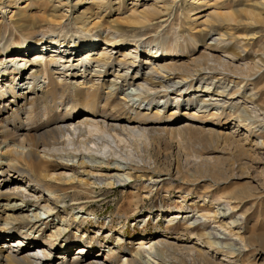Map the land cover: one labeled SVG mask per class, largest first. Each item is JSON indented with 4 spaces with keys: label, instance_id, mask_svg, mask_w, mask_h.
I'll return each instance as SVG.
<instances>
[{
    "label": "bare ground",
    "instance_id": "bare-ground-1",
    "mask_svg": "<svg viewBox=\"0 0 264 264\" xmlns=\"http://www.w3.org/2000/svg\"><path fill=\"white\" fill-rule=\"evenodd\" d=\"M129 1L126 15L104 22V18L112 11H119L113 9L115 0H0V15L5 18L2 19L4 24L0 25V103L3 99H7L5 103L9 107L13 103L11 108H5L6 111H10L8 116L0 112V179L6 182L7 176H10L13 182L6 191L2 192L0 189V264H117V254L113 253L112 249L104 250L102 246L92 248V242L98 239H88L89 237L82 235L78 241L80 247L74 250L73 248L78 245V242H75L73 247L67 248L64 238L70 231L69 227H65L64 219L57 224L52 222L55 212L42 204V197L48 196L50 200L59 204H66L65 200L70 198L71 204L64 206V212L68 213L78 208L80 213H84L90 210L91 203L103 200L104 195L97 194L91 190L92 187L79 191L77 183L73 184L74 182L67 185L57 183L61 178L68 182L74 180L72 177L67 179L59 170L65 172L78 168L83 174L96 180L94 183L97 186L102 185L103 175L100 174L102 170L114 171L102 186L113 189L114 185L124 187L132 184V178L134 183L144 181L146 175L143 173L133 176L130 172L131 166L147 168L151 175H160L163 172L170 175V168L167 170L165 163L174 158L172 164L174 174L180 175L181 180H184L186 176L181 172L179 154L169 151L171 145L169 141L178 136L186 145L200 150L206 149L216 153L222 148L229 156L227 162L216 160L211 164L203 163L195 166V172L199 179L204 180L208 177L215 183L220 181L227 183L234 176L229 173L235 167L239 168L242 174L245 166L250 163V159H246L247 148L264 150V136H254L252 131V128L264 126V84L244 95H241L237 88L228 93L221 88L222 91L218 89L213 94L211 88L195 87L196 92L193 94H202L198 101L199 107L193 109L191 114L184 113L185 120L180 121V124L172 129L149 124L163 120L158 110L151 114L147 113L148 109L141 111L143 103L149 104L159 96L165 98L171 91L177 92L176 97L182 94L189 95L187 92L193 82L202 75H210L208 77L210 79L214 75L223 77L229 75L242 80L245 77L240 74L241 68L234 65L237 60L242 62L248 60L252 64V76L255 79L264 76L262 60L264 54L259 53L264 47L259 46L257 51H252L253 43H249L261 34L259 27L264 23V0L255 1L251 6L245 5L250 9L245 7L234 9L233 6L228 8L218 4L220 0L214 3L211 0H190V8L193 6H197L199 10L205 8L191 19V22L202 20L203 28L198 30L201 37L217 30L218 35L195 50L199 53L196 58L188 57L187 61L180 62L170 55L178 54V47L181 45L174 40L175 43L170 46L168 40L163 39V48L149 52L148 59L142 62L147 67L142 74L139 72L140 66L137 65L141 51L137 44L129 45L132 42L136 43L137 33L133 32L142 31L152 25L162 27L167 24L173 16L174 6L179 1L154 0V3L144 4L141 9L136 8L138 0ZM20 2L22 5H19ZM124 2L119 1L121 5ZM9 8L13 10L9 11ZM7 9L10 15L6 18ZM192 9L188 10L189 15ZM31 11H35L36 14ZM162 17L167 19H160ZM69 18L73 20L80 33L76 40L70 39L68 43L65 42L66 35L61 37L60 31L62 34L63 30H66L67 27H63V23L69 22ZM190 18L188 16V19ZM158 20L161 21L153 23ZM58 29L60 31L56 35ZM14 35H17L18 40L13 38ZM129 35L132 39H127ZM188 40L196 49L198 40L191 36ZM237 40L241 41L239 51H236ZM244 45L246 46L243 47ZM182 46L185 49L187 41ZM121 48L124 52L119 58H115L114 51ZM216 49L222 54L221 57L209 52ZM78 53L81 54L77 56ZM258 56L260 59L255 60ZM114 63L117 70L113 76L107 77L106 70ZM152 63L153 66L149 67ZM72 66H75V69L67 70ZM124 69L128 71L136 69V74L131 72L129 76L132 79L141 76V79L133 84L134 91L124 90L117 96L119 85L126 82V77H129ZM72 78L76 79L75 82ZM78 78L80 80H77ZM174 79L180 82H174ZM6 93L11 97L6 96ZM224 96L232 100L238 96L237 100H243L240 108L237 107L240 101H237L235 115L224 116V107L214 104L217 101L215 97ZM8 101L11 103L8 104ZM247 104H250L251 108L246 107ZM210 107H214L212 110L223 111L207 112ZM174 108L170 113V119H167L171 121L170 125L179 119L173 115L177 114L176 108L177 110L180 108L178 106ZM200 111L207 112V116H198ZM80 113L86 114L81 117H86L84 121L70 123L71 118ZM87 116L97 117L99 128L107 129L117 137L124 136L123 133H126L127 137L130 136L129 130L119 124L124 122L138 124L146 132L149 148L143 150L142 157L137 156L123 162L114 159L111 154L106 160L101 161L92 156L80 155L74 162L76 155L70 153L67 148L75 146L78 141L86 148L95 145L89 138V129L86 125L88 123L85 122L88 121ZM205 119L211 121L215 119V124L207 126ZM226 126H231V132L221 131ZM239 129H244V143L234 136ZM248 134L254 138H249ZM261 159L260 155H255L256 161ZM118 172L124 173L126 177ZM160 182L162 180L153 181L151 184L157 187ZM250 189L252 191L249 190L252 193L250 197L258 196L256 212V207L251 205L244 210V215L234 216L244 202L232 206V201L237 200V196L240 195L231 194L227 203L223 204L222 212L218 210L214 212L211 207L202 205L196 218L193 215H186L187 219L182 220V216L180 217L182 213L173 214L170 220H167L168 224L173 225L171 221L180 217L183 221L182 230L177 235H188L193 242L192 246L177 247L169 242L168 235L163 232L164 234L154 238L138 240L137 251L130 253L129 259L125 261L127 264H143L145 254H153L158 262L167 264H264V189L259 191L256 186ZM127 198H129L127 211H131L133 207L137 209L141 201L139 195L133 196L128 193ZM175 207L182 210L178 206ZM121 208L123 206L117 208V211L119 212ZM124 216H127L126 211ZM229 217L235 219H232L230 224L223 223V220ZM249 220L250 226L247 223ZM74 221H77L76 218ZM210 224H215L217 228L207 231ZM229 225L243 232L236 234L227 228ZM12 226L13 229L21 226V232L16 234L11 229ZM48 226L51 231L45 234L44 239H38ZM100 234L101 232L98 233L99 236L103 235ZM15 237L18 238L14 241ZM233 237L236 238L232 239ZM27 238L36 242L35 245L38 246L34 247L38 252L33 251V248L29 249V246L26 248L21 246L22 243L28 242ZM7 239H11L12 244L16 242L15 247L11 246ZM93 249L99 251L94 254ZM58 250L62 251V254L55 255L54 252ZM186 250L193 251L190 256L191 262L183 257V251ZM216 256H220L221 259Z\"/></svg>",
    "mask_w": 264,
    "mask_h": 264
},
{
    "label": "rangeland",
    "instance_id": "rangeland-1",
    "mask_svg": "<svg viewBox=\"0 0 264 264\" xmlns=\"http://www.w3.org/2000/svg\"><path fill=\"white\" fill-rule=\"evenodd\" d=\"M119 1L120 0H115V3H114L115 5H113V9L114 10L119 9V11H112V13H110L104 18V22H109L110 20L112 21L116 17H122L126 15V11H127L128 6L130 5V1L124 0L125 2L122 5L121 3H119ZM178 1L179 2L177 3V5L174 6L173 16L172 18H170V20H168L167 24H165L162 27L152 25V27H149L142 31L139 30L140 32L139 31L133 32V33H137L135 36L136 43L131 41L132 43H130L129 45L132 46V45L137 44L139 50L141 51V54L139 55V58H138V60L140 61L137 62V65L140 66L139 68L140 74L145 72L144 70L147 68L146 66L143 65L142 62L148 59L149 52L153 50H157L159 48H163V45H162L163 39L168 40L167 42L170 46H173L175 42L178 45H181L180 47H178V52H177L178 54L170 55L171 57L173 56L176 57L175 60L180 62L181 60L187 61L189 59L188 57H191L190 59L196 58V56L199 55V53L196 52L197 49L198 48L200 49L202 45L207 44L208 42L211 41L213 37L218 35L219 32L217 30V31L210 32L209 34L207 33L203 35V37H201V34L198 33V30H201V28H203V25L201 23L202 20L197 21V22H191V19L199 12L204 11L205 8L200 9V10L197 9L198 8L197 6H193L190 8V5H189V2H191L190 0H188V2H184V0H178ZM211 1L212 3H214L215 1H218V0H211ZM233 1H235L234 4L232 3ZM255 1L260 2L262 0H222V1L220 0V3L218 4L225 5L228 8H231V6H233V8L235 9V7L244 8L245 5L251 6L252 3H254ZM152 3H154V0H138V6L136 8L141 9L144 6V4H152ZM241 4L242 6H239ZM19 5H22V3L20 2ZM84 6L88 7V5H84ZM209 8L212 9L214 7H209ZM245 8L250 9L249 6H246ZM191 9H192V13H190L189 15L188 10H191ZM11 10L13 9L9 8V11ZM7 11L8 9L6 10V15H5L6 18L9 17L10 15V13L8 14ZM31 12L36 14L35 11H31ZM1 16L2 15H0V25L4 24L2 20L4 17H1ZM188 16H190L191 18L188 19ZM160 19L165 20L167 19V17H162ZM159 21L161 20L155 21L153 23L157 24V22ZM67 22L68 21H65L63 23V27H67L66 28L67 31L63 30V33L61 34L60 29H58V31L56 32V35H58L60 31V36L62 35L61 37H64V35H66L67 40H65V42L68 41L69 43L70 39L76 40L77 35L80 32L74 26V22L71 18H69L70 23L69 22L67 23ZM200 23L201 25H199ZM259 29L261 31V34L258 35V38L254 41L252 40L249 41V43H253L252 51H257L258 50L257 48H259V46L264 47V23L260 25ZM239 32H242V31H239ZM190 36L193 39L198 40L197 41L198 45L196 49L193 46H191V44L189 43L188 37L190 38ZM13 38H16V40H18L17 35H14ZM127 39H132V36L129 35ZM186 41H187V47L184 49L182 48L183 47L182 45L183 43L185 44ZM240 42L241 41H238V40L235 41V45L237 48L236 51H239L238 47H240L239 46ZM245 46L246 45H244L243 47ZM246 48L248 50L249 46H247ZM123 52H124V49L122 48L114 51V57L119 58ZM209 52L212 53L216 57H219V56L221 57L222 55L219 51H217V49L215 51L211 50ZM259 53L264 54V49H262V51H260ZM80 54L78 53L77 56H79ZM18 55L23 56L24 54H18ZM258 59H260V56L256 57L255 60H258ZM240 61L241 60L235 61L234 65L235 66L239 65L238 67L241 68L242 73L240 74L243 77H245L242 80H239L238 77H234V76L229 77V75L224 76V77L223 75L222 76L214 75L212 76L211 79L208 78L210 75L208 76L202 75L198 79L196 78L197 80L193 82L191 89L188 90L187 92L189 95L183 96L182 94V96L176 97L175 95L177 94V92L171 91L168 93V96L165 98L159 96V97H156L154 100L150 101L149 104L143 103L141 105V111H145L148 109L147 113L151 114L155 110H158L160 113V118L163 120L161 122H151L149 124L154 125L155 127L160 126L162 128L172 129L176 127L177 125H179L180 121L185 120L184 113L191 114L193 109H196L199 107L200 102L198 101H199V97H201L202 94L200 93L193 94V92H196L195 87L204 86V87L211 88L213 94H215V92L218 89L221 91L222 89H225L227 90L226 93H228L230 91L236 90L237 88V90H239V93L241 92L242 94L241 93L240 94L244 95V94L249 93L255 87L261 86L262 84H264V76H261L256 79L254 76H252V64L249 63L248 60L243 61V62L242 61L240 62ZM243 63L244 64L248 63V64L245 65L246 67L243 65H240ZM151 66H153V63L149 64V67ZM73 69H75V66L67 68V70H73ZM246 69H249V70H246ZM115 70H117V65L114 63L108 68V70H106L108 72L107 77L113 76V73ZM124 70H125L124 72L127 73L128 76L131 72L134 74H136L137 72L136 69H129V71L128 69L127 70L124 69ZM25 76L26 75H24V78ZM202 78H204L203 81H202ZM140 79H141V76L135 79H132L130 76L126 77V82H123L122 84L119 85L120 89H118L117 91V96H120L119 93L123 92L124 90H128L127 92L132 91L133 89L135 90L133 84L139 81ZM72 80L75 82L76 79L72 78ZM77 80H80V79L78 78ZM173 81L180 82V80L178 79H174ZM15 90L16 91L18 90L17 86ZM6 96L11 97L8 95V93H6ZM215 98H217V101L214 104L223 106L224 111L221 109L212 110L215 107L214 106V107L208 108L209 110L207 109V112L212 110V111H216L217 113H221L223 111L225 113L223 114L224 116L227 114L233 115L236 112L235 107H236L237 101H240V104H238L237 107L238 108L242 107L241 103L243 102V100L241 99L237 100L239 98L238 96H236L234 100L230 99L227 96L215 97ZM6 100L7 99H3L2 100L3 102L0 103L1 104L0 112L8 116V114H10V111L9 110L6 111L5 108H11V106H13V103L9 102L10 101L9 100L7 102L8 104L11 103V106L9 107V105H6L5 103ZM20 104L21 103H19V105ZM177 106L180 109L177 110L176 108L175 112L177 114L173 116H177V118L179 119L178 121H175L177 123L174 122L173 125H170L171 121H168L167 119H170L169 117L170 113L173 112V110L175 109L174 107H177ZM246 107L251 108V105L247 104ZM207 112L204 113L200 111V113H198V116L206 117ZM84 115L86 114L80 113L78 115L73 116L70 120V123L73 124V123L81 122L82 120L84 121L86 117L81 118ZM214 120L211 121L207 119L205 122V125L210 126V127L213 126V124H215ZM85 122L88 123L86 125L88 126V129H89V138L92 139L95 145H91L89 148H86V146H84L82 142L78 141L77 142L78 144H76L75 146L67 148L70 153L76 155V159L74 162H76L78 158H80V155H84L86 157L92 156L96 158L98 161H101V160H106L110 154L113 156L114 159L120 160L123 162L124 160H131L137 156L142 157L143 150H145V148L147 149L149 148V139L146 136V132L143 130V127L139 126L136 123L127 124L124 122V123L119 124V126L124 127L126 130H129L130 136L127 137L126 133H123L124 136L117 137L112 132H108L107 129H103V128L100 129L99 119L97 117L90 116L88 117V121H85ZM230 127L231 126H226L223 129H221V131L231 132ZM252 131H253L254 136H257V135L264 136V126L262 128L261 127H255L254 129L252 128ZM234 136L238 138L239 140H241L242 143H244L243 142L244 136H245L244 129H239L238 131H236ZM248 137L251 139L254 138V137H251L249 134H248ZM168 138H169V135H168ZM168 138L167 140L169 141ZM169 142L171 143L169 151L173 153H178L180 156L179 159L181 158L180 159V162L182 163L181 172H183V174L186 176L184 180H181L182 177L180 175L176 176L174 174V165H172L174 163V158L170 159L171 161L168 160L165 163V168L167 170L170 168V175H168L166 172H163L160 175L159 174L151 175V173H149L150 170L147 168H143V167L136 168L135 166L134 167L131 166L130 172L133 174V176L141 175L143 173L146 175V177L143 178L144 181L139 180L140 182L136 181L134 183V180L132 178V181H133L132 184L126 185L124 187L123 186L117 187V185H114L113 189L102 188V186L103 184H106L105 183L107 181L106 179L110 175H112L114 171L109 172V171L102 170V172H100L101 176L102 175L104 176V177L103 176L101 177L102 185L97 186L95 185L96 183H94V182H97L96 180H94L93 178H90L86 174H83L82 170L78 168L69 169L65 172H63L64 170H59L61 173L66 175L67 179L72 177L74 178L75 181L72 180L68 182L66 181V179L61 178V181L57 183L67 185V184H70L71 182H74L73 184L77 183L78 188L80 189L79 191L89 190L90 187H92L93 189L91 190H94L97 194L104 195L103 200L91 203V207H89L90 210L84 213L83 212L80 213L78 208H76L75 211H71L68 213L64 212L63 210L64 206L71 204L70 198H67V200H65L66 204H59L57 201L54 202L50 200L48 196H45L46 198L42 197V202H43L42 204L47 205L50 210L55 212V215L52 218V222L57 224L58 221H60L61 219H64L65 227H69L70 231L68 235L66 236V238H64L67 248L73 247L74 243L78 242L81 239L82 235H85L87 238L89 237L88 239H91V238L98 239L92 242L91 244L92 248L97 247V246L98 248H100V246H102L104 250H107L108 248L112 249V252L117 254V261H116L117 264H127V261L125 260L129 259L130 253H134L137 251L138 247L136 246V242H138V240L142 238H154V237L160 236L161 234L165 233V235H168L169 242L175 244L177 247L192 246L193 242H191L188 235L182 236V235H177V234H180L182 230V223H183L182 220H184V218L187 219V216H192V215L195 216L194 218L198 217L200 214L199 211L202 205L211 207L214 212L217 210L218 212H222L221 208H223L224 203L225 204L227 203L228 197H231V194H234L235 196L239 194L240 196H237L238 199L233 200L231 205L232 206L238 205V202H241V201H243L244 203H242V205L238 207L239 210L236 212V214L234 213L235 215L234 214L232 215L234 216L244 215L245 213L244 210L246 208H250L251 205H254L256 209L255 207L253 209H255V212L257 211L258 209L257 204L259 203L258 196L255 198L250 197V195L252 194L250 193L252 192L250 187L256 186L259 188V191H261L262 188L264 189V150L263 149L257 150L255 148H252L251 150H249L247 148L246 159H250V163H248V165L245 166L244 172L241 174L239 168L235 167L234 170H232V172L229 173V175L230 174L234 175L233 177H231V180H229L227 183L221 182V181L215 183L213 180H211L208 177H206L207 179L205 178L204 180L199 179L195 172L196 171L195 166L203 164V163L211 164L215 162L216 160L227 162V158L229 156L226 155V152H224L222 148H219V150L216 153L210 150H206V149L200 150L199 148H196L194 146L186 145L180 140L178 136H175V138L173 140H170ZM257 154L260 155L262 158L259 161L255 160V155ZM52 173H56V172H52ZM118 173L126 177L124 173H120V172ZM175 176L177 178H175ZM3 180L4 179H0V189L2 192L6 191L11 185V183H13L10 180V176H7L6 182H3ZM156 180H162V182H160L157 185V187L151 184V182L156 181ZM193 182H196V183H193ZM3 184L5 185V187ZM208 191H210V194L207 195ZM128 193L132 194L133 196L139 195L141 201L137 209L133 207L131 208V211H127V207H128L127 202L129 200V198H127ZM143 197H145V199ZM120 206H123V208H121V210L118 212L117 208H119ZM175 206L180 207L182 210L177 209ZM125 211L128 217L124 216ZM178 213H182L180 215V217L182 216V220L179 217L171 221L173 222V225H169L168 221L170 220L172 215L178 214ZM249 214H251V212H249ZM247 215L248 214H245V216ZM75 218L77 221H74ZM189 219H191V217H189ZM232 219H235V217L226 218L223 220V223L230 224L231 221H233ZM247 223H248V226H250L251 220H249ZM229 226H227V228H230L236 234L243 232L242 230L236 227H233L231 225ZM13 227L14 226H12L11 229H13ZM214 227L217 228L215 224H210L208 229L206 230L208 231L209 229H212ZM50 229L51 228H49V226L46 227L45 229L46 232L44 231V233H42V235H40L38 239H44L45 234L51 231ZM13 230L17 234V233H20L22 229H21V226H18L17 228H14ZM100 232L103 235L100 234L101 236H99L98 233ZM235 238L236 237H233L232 239H235ZM236 242H238V239H236ZM76 247H80L79 242H78V245L75 246L73 249L75 250ZM201 249L206 251L203 247H201ZM98 251H99L98 249L96 250L93 249L92 252L95 254V252H98ZM54 254L55 255L62 254V251L59 252L58 250L54 252ZM192 254H193L192 250H186L185 252L183 251V257L186 261L191 262L190 256ZM209 254H212V253L209 252ZM212 256H215V255L212 254ZM216 258L221 259L220 256H216ZM143 264H167V263L158 262L156 259H154L153 254L152 255L145 254Z\"/></svg>",
    "mask_w": 264,
    "mask_h": 264
}]
</instances>
